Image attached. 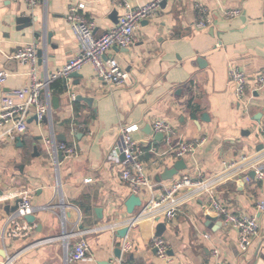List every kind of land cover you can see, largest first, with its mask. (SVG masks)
Returning <instances> with one entry per match:
<instances>
[{
  "label": "crops",
  "instance_id": "crops-1",
  "mask_svg": "<svg viewBox=\"0 0 264 264\" xmlns=\"http://www.w3.org/2000/svg\"><path fill=\"white\" fill-rule=\"evenodd\" d=\"M148 1L130 0L133 5ZM78 3H84L80 13L93 24L95 37L115 24L114 11L121 13L109 0H41L32 8L0 0V72L7 74L0 83V98L29 82V66L14 58L19 46L33 44L36 51L42 50L41 56L37 54L40 76L60 70L78 54L66 19L68 7ZM196 3L203 5L204 18L211 21L204 29L196 27L200 18ZM227 9H239L241 14L225 18L222 12ZM21 16L29 17L28 26L17 23ZM106 57L127 72L130 84L112 87L87 64L77 77L52 81L49 97H42L50 104L46 121L30 122L14 139L0 137V196L27 191L35 225L27 238L5 237V205L12 202H0V263L15 255L11 264H66L67 245L75 243V234L85 231V258L67 264H117V247L126 264H211L217 258L214 249L218 258L236 264H264V212L256 209V203L264 199V183L249 177L252 169L247 170V179L239 174L215 190L229 209L259 220L262 237L245 252L239 249L237 231L210 211L204 196L179 205L171 220L160 217L165 225L160 237L168 246L166 259L159 258L151 244L156 236L155 221H136L125 237L116 234L151 197H160L181 175L210 177L224 168V161L262 149L264 90L252 88L255 76L264 71V0L166 1L154 17L139 23L128 47L114 46ZM229 64L240 67L247 76L245 97L239 101L229 82ZM53 96L57 98L54 107ZM82 97H91L90 103ZM157 118L170 123L180 141L205 139L183 157L186 168L169 180H156L177 160L161 153L164 136L154 140L152 122ZM128 124L139 127L134 137L142 149L147 175L155 184L152 191L135 194L141 205L132 213L125 202L133 193L119 178L123 158L120 154L118 159L111 157L118 152L120 126ZM6 127L0 128V135ZM49 136L75 146L79 153L55 162L44 143ZM18 137L23 146L18 145ZM35 145L38 154H34ZM241 178L245 183L238 185ZM46 203L53 207L44 209ZM97 208H101L99 216ZM206 215L216 217L208 220ZM113 224L118 227L112 229ZM64 232L70 235L67 241L61 238ZM46 238L53 240L17 254L30 242ZM124 241L131 245L128 252H122Z\"/></svg>",
  "mask_w": 264,
  "mask_h": 264
},
{
  "label": "built area",
  "instance_id": "built-area-1",
  "mask_svg": "<svg viewBox=\"0 0 264 264\" xmlns=\"http://www.w3.org/2000/svg\"><path fill=\"white\" fill-rule=\"evenodd\" d=\"M14 1L22 2L27 7L32 8L41 0ZM162 1L149 0L144 4L133 5L130 0H109L113 6L121 9V13L118 15L117 22L98 37L93 34V24L87 21L80 13L84 3L70 5L67 9L66 19L77 43L78 54L69 59L60 70L54 73L40 76L35 45L24 44L19 46L14 51V58L19 63L29 66V82L21 88L7 92L0 98V128L7 126L0 137L5 135L14 139L24 133L29 125L28 119L33 115L36 117L37 122L42 121L50 113L49 101L42 97L43 95L49 97L52 81L57 77H68L71 73L80 71L87 64L93 67L97 78L112 87L130 84L127 72L113 58H107L106 55L114 46L128 47L133 41V36L139 23L144 19L154 17L160 9ZM195 7L200 17L196 27L204 29L211 21L208 18H204L205 8L202 4L196 3ZM240 14L241 11L239 9H227L222 12L225 18H232ZM6 76L7 74L4 71L0 72V83L5 81ZM228 78L232 85L235 99L238 101L242 100L245 97L247 85L246 74L240 67L229 64ZM252 90L255 92L264 90V71L259 72L255 76ZM138 129L139 127L135 124L121 125L117 137L118 152L111 155L113 159H118L119 154L123 155L122 162L124 166L120 171L119 178L130 187L133 194H138L141 190L152 191L155 186L147 175L146 168L141 160L142 149L134 137ZM152 129L155 133H162L165 137V149L161 153L164 155L170 154L175 159L183 158L193 153L205 140L204 138H199L196 141H180L171 124L161 118H157L152 122ZM260 135L263 143L262 149L253 155L243 154L238 160L224 161V168L217 174L210 177H205L201 174L181 175L169 186L165 187L160 197H151L147 205L128 222L129 228L136 221L144 219L155 221L156 217H161L162 215L171 220L174 218L179 205L196 197L204 196L207 198V205L210 211L221 219L225 226L237 231L240 251H247L256 239L262 237L258 218L255 215L232 211L218 200L215 190L220 184L237 177L239 174V177L247 179L248 175L246 172L249 169L254 171V178L257 181L264 183V127L261 129ZM44 143L57 163L56 154L58 151L63 153L64 158H72L79 153L75 146L57 142L52 136L45 139ZM150 151L157 153L154 148H151ZM89 180L87 179V181ZM16 199H19L17 208L9 213L5 220V237L9 239L27 238L32 234L35 227V225L25 220V217L33 211L31 197L27 191H14L0 196V202L11 201L13 203ZM166 204L169 205L164 207ZM63 206L64 203L61 201V207ZM51 207H53L51 203H46L43 206L44 209H50ZM256 209L259 212H264V199L256 203ZM65 219V213L63 212V220ZM117 227L118 225L113 224L111 228L116 229ZM86 234L85 231L75 234L77 235L75 243L70 246L67 245L66 264L75 263L85 258L88 252ZM69 236L68 233L64 232L61 238L67 241ZM52 240L53 238H46L30 242L18 250L17 254L26 251L28 248L49 243ZM151 244L156 249L159 258H167L168 246L161 237L153 236ZM130 248L131 245L128 241L122 243V252H128ZM212 253L217 258L211 264H236L218 258L219 252L217 249H214ZM12 257H7L0 264H11ZM117 264H126L122 260L121 255L117 259Z\"/></svg>",
  "mask_w": 264,
  "mask_h": 264
},
{
  "label": "water",
  "instance_id": "water-1",
  "mask_svg": "<svg viewBox=\"0 0 264 264\" xmlns=\"http://www.w3.org/2000/svg\"><path fill=\"white\" fill-rule=\"evenodd\" d=\"M165 2L166 1L163 0L161 2V5H163ZM117 14H118L117 11H114L113 12L114 20H115V16L118 19V15ZM114 22L116 23L117 20H115ZM17 23L21 24L22 26H24V25L28 26L29 25V17H24V16L18 17L17 18ZM24 23H26V24H24ZM49 38H50V36H49ZM41 53H42V50L39 49L37 51L38 56H41ZM198 61H199L200 64L203 63V59L202 58H199ZM68 77H77V72L71 73ZM76 84H78V82H76ZM82 99L85 100L86 102L90 103L91 97L90 98L89 97H82ZM52 100H53V107H54L55 106V102H57V98L53 96L52 97ZM32 121H36V117L34 115L31 116L28 119V123H30ZM42 121H46V116L42 119ZM40 138L41 137H39V139ZM162 138H163V134L162 133H156V134H154V140L156 142L159 141V140H162ZM17 140L19 141L20 138L18 137ZM18 145L23 146V144L20 141L18 142ZM261 147H262V145H261ZM33 150H34V154L35 153L38 154L37 153V147H36V145L33 146ZM56 157H57V161H61L64 158L63 157V153L61 151H58L57 152ZM121 158H123V155H121ZM185 168H186L185 160L183 158H179V159H177L174 162V164H173L172 167L166 168L160 175H158V177H157L156 180L157 181H160V180H169V179H172L173 176H175L179 171H181V170H183ZM254 176H255V173H254L253 170H251L249 172V177L254 178ZM244 183H245V180L243 178L237 180V184L238 185H243ZM2 193L3 192L0 191V194H2ZM18 202H19V199H16V200L13 201L12 204L9 203V204L5 205V210L7 211V214L13 212L17 208V203ZM125 205H126L127 211L129 213H132L133 208L135 206L141 205V200H140L139 196H137L135 194H132L126 200ZM100 210H101V208H97L96 209V214L98 216H99ZM205 217L208 220H213L216 216L212 218V216L206 215ZM160 219H161L160 217H156L155 218V222H156V234L155 235L156 236H159V237L162 235V231H163V229L165 227L164 223L162 221H160ZM25 220L27 222H29V223H33L34 222V216L32 214H29V215H27L25 217ZM129 229H130L129 228V225L123 226V227H121V228H119V229L116 230V234H117V236L119 238H123V237H125V235H127ZM155 251H156V249H155ZM114 255H115L116 258H119L120 257V255H121V249H120V247H117V248L114 249ZM102 264H107V263L105 262V263H102Z\"/></svg>",
  "mask_w": 264,
  "mask_h": 264
}]
</instances>
